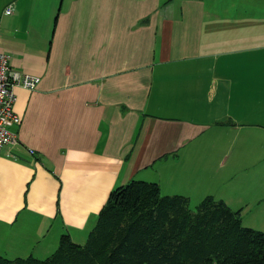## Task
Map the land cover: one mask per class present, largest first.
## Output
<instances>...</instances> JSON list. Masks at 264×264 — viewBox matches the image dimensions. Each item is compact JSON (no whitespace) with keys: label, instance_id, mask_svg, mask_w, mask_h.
<instances>
[{"label":"crops","instance_id":"crops-1","mask_svg":"<svg viewBox=\"0 0 264 264\" xmlns=\"http://www.w3.org/2000/svg\"><path fill=\"white\" fill-rule=\"evenodd\" d=\"M0 50L40 79L0 151L8 248L88 236L131 179L193 206L264 195V0H1Z\"/></svg>","mask_w":264,"mask_h":264},{"label":"trees","instance_id":"trees-1","mask_svg":"<svg viewBox=\"0 0 264 264\" xmlns=\"http://www.w3.org/2000/svg\"><path fill=\"white\" fill-rule=\"evenodd\" d=\"M0 264H264V231L243 225L241 210L221 199L193 206L131 179L109 192L84 244L65 233L43 259L0 254Z\"/></svg>","mask_w":264,"mask_h":264},{"label":"built area","instance_id":"built-area-1","mask_svg":"<svg viewBox=\"0 0 264 264\" xmlns=\"http://www.w3.org/2000/svg\"><path fill=\"white\" fill-rule=\"evenodd\" d=\"M14 4L9 3L4 8L5 14H11ZM39 77L14 70L10 65V55L0 50V151L9 143L16 141V135L10 126L20 122V117L14 112L15 88L23 87L33 90Z\"/></svg>","mask_w":264,"mask_h":264},{"label":"rangeland","instance_id":"rangeland-1","mask_svg":"<svg viewBox=\"0 0 264 264\" xmlns=\"http://www.w3.org/2000/svg\"><path fill=\"white\" fill-rule=\"evenodd\" d=\"M1 3V0H0ZM263 173V172H262ZM261 173V174H262ZM248 195H246V197L248 196V200H250V193L251 190L248 189L247 191ZM244 196V195H243ZM264 198V195L259 197L256 200H253L254 202L249 201L250 203H247L246 201H242L239 202L237 204L232 203L231 206L233 207V209H237L240 208L241 213L243 215V225L249 224L251 226L257 227L255 229H260L262 231H264V200H260ZM260 200L259 202H256ZM228 205V204H227ZM49 232L47 233V230H45L46 232V238L48 236V240L46 241V238H41L40 241H36V240H31L30 243L29 242H22V243H14L11 244V246L5 245V243L0 242V254L4 255L7 259H15V258H26L28 256H32L36 259H43L45 256V254H43V252L50 251V253L54 252L55 249L59 246L60 244V239L61 236H57L58 239L56 240L55 238H53L52 236L56 233L54 232V230L50 229L48 230ZM61 233V232H60ZM87 236H74L73 241H75V243L77 244H84L86 241ZM6 246V248H5ZM4 249V250H3ZM6 251V252H3Z\"/></svg>","mask_w":264,"mask_h":264}]
</instances>
